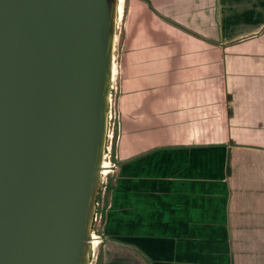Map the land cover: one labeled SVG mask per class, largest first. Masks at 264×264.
Instances as JSON below:
<instances>
[{"label":"crops","instance_id":"0c3cea01","mask_svg":"<svg viewBox=\"0 0 264 264\" xmlns=\"http://www.w3.org/2000/svg\"><path fill=\"white\" fill-rule=\"evenodd\" d=\"M137 14L148 69L123 83L101 264H264V0Z\"/></svg>","mask_w":264,"mask_h":264},{"label":"water","instance_id":"95a60500","mask_svg":"<svg viewBox=\"0 0 264 264\" xmlns=\"http://www.w3.org/2000/svg\"><path fill=\"white\" fill-rule=\"evenodd\" d=\"M118 5L0 0V264H91Z\"/></svg>","mask_w":264,"mask_h":264},{"label":"rangeland","instance_id":"374dc122","mask_svg":"<svg viewBox=\"0 0 264 264\" xmlns=\"http://www.w3.org/2000/svg\"><path fill=\"white\" fill-rule=\"evenodd\" d=\"M133 1L134 0L124 1L123 16L118 21L117 40L114 51L116 72L114 74V80L111 91L112 100H111L110 132H109V135H111V133L114 135L111 145V155H113L114 157L111 156L110 158L111 161L109 160V158L107 157L105 158L107 161H109L112 164V168L111 171L107 174V190H106L107 194L103 199L104 209H102L103 219L97 230V233L101 235V242L94 251L91 264H97L98 260L102 258V244H103L102 226L105 220V214H106L105 212L107 210L106 202L110 190V184L115 178L114 170L117 165L116 153L118 149V142L120 141V137L123 130V128L121 129V127L123 126L124 123L123 116L120 111V109L123 107L122 100L126 97H131L133 93H135V91L130 90V85L124 86L123 83L125 81V78L129 79L130 82H139L140 78L142 77V73L147 72L143 70L148 69L147 67L142 68L143 66L146 65H143V60H141L142 57L147 56L145 55L146 53L144 52L149 44L147 40L144 41V36H142L141 39L138 40L137 42H134V44H131V42H129L131 41L130 37L132 31L136 29L134 31V34L138 33L139 29L142 27V22H143L141 15H139L140 13L137 14L135 17L133 16V18L131 16ZM139 72H140L139 75H135V73H139ZM131 115L132 112L129 113V116L128 115L126 116L127 119L130 118ZM125 122L127 124V121Z\"/></svg>","mask_w":264,"mask_h":264},{"label":"built area","instance_id":"2783aa9c","mask_svg":"<svg viewBox=\"0 0 264 264\" xmlns=\"http://www.w3.org/2000/svg\"><path fill=\"white\" fill-rule=\"evenodd\" d=\"M112 95V93H111ZM112 100V98H111ZM110 119H111V112H110ZM110 119H109V129H108V133L110 132ZM113 134L111 133V135L109 136L108 134V138H107V150L105 152V155H104V159L107 157L109 158V160L111 161V145H112V139H113ZM114 167V166H113ZM106 190H107V175L104 174V179H103V182L101 184V189H100V199L97 201L96 203V213H95V226H94V230H93V233H92V239H96V247L100 244L101 242V235L97 233V230H98V227L99 225L101 224L102 222V219H103V210L104 207H103V199L106 195ZM103 207V208H102ZM94 246V245H93ZM96 248H94V251H95Z\"/></svg>","mask_w":264,"mask_h":264},{"label":"bare ground","instance_id":"6f19581e","mask_svg":"<svg viewBox=\"0 0 264 264\" xmlns=\"http://www.w3.org/2000/svg\"><path fill=\"white\" fill-rule=\"evenodd\" d=\"M124 1L125 0H119V5H118V21L120 20V18L123 16V12H124ZM116 72V67H115V61H114V74ZM109 134V133H108ZM110 136V135H109ZM111 168H112V164L107 161L106 159L104 160V168H103V173L104 174H108L110 171H111ZM96 239H93V245H94V248H96Z\"/></svg>","mask_w":264,"mask_h":264},{"label":"trees","instance_id":"16d2710c","mask_svg":"<svg viewBox=\"0 0 264 264\" xmlns=\"http://www.w3.org/2000/svg\"><path fill=\"white\" fill-rule=\"evenodd\" d=\"M112 157H114V156L112 155ZM106 194H107V192H106ZM97 264H101V258L98 260Z\"/></svg>","mask_w":264,"mask_h":264}]
</instances>
